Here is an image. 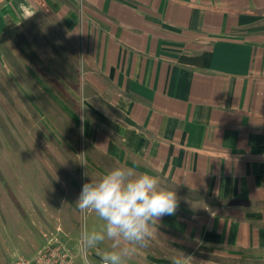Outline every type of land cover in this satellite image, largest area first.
Instances as JSON below:
<instances>
[{
	"label": "crops",
	"instance_id": "1",
	"mask_svg": "<svg viewBox=\"0 0 264 264\" xmlns=\"http://www.w3.org/2000/svg\"><path fill=\"white\" fill-rule=\"evenodd\" d=\"M44 11L79 56L78 187L119 165L179 197L127 264H264V0H0V32Z\"/></svg>",
	"mask_w": 264,
	"mask_h": 264
},
{
	"label": "rangeland",
	"instance_id": "2",
	"mask_svg": "<svg viewBox=\"0 0 264 264\" xmlns=\"http://www.w3.org/2000/svg\"><path fill=\"white\" fill-rule=\"evenodd\" d=\"M43 14L0 32V264L30 259L57 227L82 264V230L103 227L75 205L84 161L74 117L82 77L68 58L77 64L79 56L68 31ZM109 250L105 241L87 255L97 264Z\"/></svg>",
	"mask_w": 264,
	"mask_h": 264
},
{
	"label": "clouds",
	"instance_id": "3",
	"mask_svg": "<svg viewBox=\"0 0 264 264\" xmlns=\"http://www.w3.org/2000/svg\"><path fill=\"white\" fill-rule=\"evenodd\" d=\"M178 203L175 188L132 167L118 165L97 179L90 178L83 183L75 205L82 214L93 213L103 227L82 230L78 248L82 264H95L87 254L105 241L111 242L112 250L104 252L100 264H127L128 258L149 246L160 219L174 215ZM169 259L171 264H204L179 250Z\"/></svg>",
	"mask_w": 264,
	"mask_h": 264
},
{
	"label": "built area",
	"instance_id": "4",
	"mask_svg": "<svg viewBox=\"0 0 264 264\" xmlns=\"http://www.w3.org/2000/svg\"><path fill=\"white\" fill-rule=\"evenodd\" d=\"M56 230V235L48 238L30 259L20 257L14 261V264H78L70 247L58 237L59 233L63 231L60 227H57Z\"/></svg>",
	"mask_w": 264,
	"mask_h": 264
}]
</instances>
